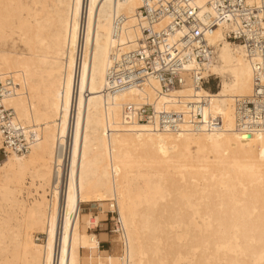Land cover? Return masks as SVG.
<instances>
[{"label":"bare ground","instance_id":"1","mask_svg":"<svg viewBox=\"0 0 264 264\" xmlns=\"http://www.w3.org/2000/svg\"><path fill=\"white\" fill-rule=\"evenodd\" d=\"M211 1L193 4L201 14ZM140 3L0 0V74L17 83L4 103L38 132L27 152L0 160V264H264V130L236 128L233 103L253 89L247 52L217 27L207 39L218 60L206 67L221 75L216 90L187 81L164 95L148 78L143 90L108 91L112 57L137 44ZM175 96L205 97L223 129L124 124L125 103ZM90 202L117 212L118 255L96 254Z\"/></svg>","mask_w":264,"mask_h":264},{"label":"built area","instance_id":"2","mask_svg":"<svg viewBox=\"0 0 264 264\" xmlns=\"http://www.w3.org/2000/svg\"><path fill=\"white\" fill-rule=\"evenodd\" d=\"M209 5L210 10L200 14L193 0H141L136 14L140 30L137 44L112 57L106 70V90H143L148 78L158 81L157 92L164 95L187 81L193 87L215 90L217 81L206 67L214 61L216 49L207 36L213 29L225 27V37L245 48L253 73L251 93L233 102L236 128L264 130V0H212ZM16 86L11 74H0V160L8 152H27L38 139V132L14 120L13 110L4 103ZM143 98L123 105L124 124L149 122L172 131L181 130L183 124L206 130L224 127L220 114L207 111L208 101L203 96L190 100L175 96L159 106ZM65 173L62 161L55 162L53 177L58 189H62ZM108 214L109 232L115 235L117 244L124 246L120 218L114 209Z\"/></svg>","mask_w":264,"mask_h":264},{"label":"rangeland","instance_id":"3","mask_svg":"<svg viewBox=\"0 0 264 264\" xmlns=\"http://www.w3.org/2000/svg\"><path fill=\"white\" fill-rule=\"evenodd\" d=\"M217 60H218V55L216 56L214 62H216ZM214 74L216 75L215 79L217 81V84H219V80H220L221 75L218 76V74L215 72H214ZM222 78H224L225 80H228L229 76L227 75V73H223ZM212 91H214V90H212ZM191 151L193 152V153L191 152L192 161H194V162L199 161V158L197 157L196 154H194L193 149ZM210 158H211V155H209V159ZM130 180H131L132 184H134V185L137 182L135 175H132ZM199 182H201V179H198V183ZM105 202H107V201H105ZM107 210L108 209H107L106 203L102 207V206H98L96 204V202H90L87 205H85L84 208L82 209L83 212H85V211L89 212L90 211L93 214H99L100 215V220L98 221L97 226L94 229H89V231L91 230L92 232H95L98 235V237L101 239L99 241V246L96 248V254L99 256L107 255V254L118 255V247H117L116 237L111 232H109V214H108ZM35 234H36V232H34V236H35ZM39 236H42V234H40ZM42 239H43V237H42ZM80 252H81V254H85V251L82 248L80 249Z\"/></svg>","mask_w":264,"mask_h":264}]
</instances>
